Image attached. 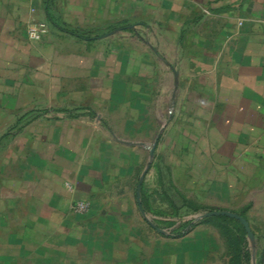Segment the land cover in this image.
<instances>
[{
  "label": "crops",
  "instance_id": "crops-1",
  "mask_svg": "<svg viewBox=\"0 0 264 264\" xmlns=\"http://www.w3.org/2000/svg\"><path fill=\"white\" fill-rule=\"evenodd\" d=\"M31 22L50 33L31 41ZM166 95L205 132L207 157L251 179L264 0H0V200L88 197L112 141L143 142Z\"/></svg>",
  "mask_w": 264,
  "mask_h": 264
},
{
  "label": "rangeland",
  "instance_id": "rangeland-1",
  "mask_svg": "<svg viewBox=\"0 0 264 264\" xmlns=\"http://www.w3.org/2000/svg\"><path fill=\"white\" fill-rule=\"evenodd\" d=\"M167 98L143 142L112 141L88 197L0 200V264H245L246 251L248 264H264V157L251 179L207 157L205 132ZM80 201L89 212H76ZM214 211L246 218L254 241L235 219L201 217Z\"/></svg>",
  "mask_w": 264,
  "mask_h": 264
},
{
  "label": "water",
  "instance_id": "water-1",
  "mask_svg": "<svg viewBox=\"0 0 264 264\" xmlns=\"http://www.w3.org/2000/svg\"><path fill=\"white\" fill-rule=\"evenodd\" d=\"M114 33L115 32H111L109 34H106L105 36H103V38L108 37V36H110V35H112ZM152 154H153V150H152ZM144 177H145V174L142 175V177H141V179L139 181V184L137 186V203H138V206H139V209H140L141 213L145 216L144 210L142 208L141 196H140ZM213 216H224V217H228V218L235 219V220L239 221L244 226V228H245V230H246V232L248 234V238L251 241H254L255 236H254V234H253V232L251 230L250 224H249V222H248V220L246 218H244V217H242V216H240V215H238L236 213L229 212V211H214V212H210V213L204 214L201 217L202 218H206V217H213ZM157 230L161 231L159 228H157Z\"/></svg>",
  "mask_w": 264,
  "mask_h": 264
},
{
  "label": "built area",
  "instance_id": "built-area-1",
  "mask_svg": "<svg viewBox=\"0 0 264 264\" xmlns=\"http://www.w3.org/2000/svg\"><path fill=\"white\" fill-rule=\"evenodd\" d=\"M50 33V25L47 22H31L27 28V35L31 41H42ZM78 213L85 214L90 211V204L80 201L75 204Z\"/></svg>",
  "mask_w": 264,
  "mask_h": 264
},
{
  "label": "trees",
  "instance_id": "trees-1",
  "mask_svg": "<svg viewBox=\"0 0 264 264\" xmlns=\"http://www.w3.org/2000/svg\"><path fill=\"white\" fill-rule=\"evenodd\" d=\"M79 37H82V36H79ZM213 217H215V216H213ZM216 217L228 218V217H224V216H216ZM245 253H246V262H245V264H248L250 255H249V253L247 251ZM258 264H262V261H259Z\"/></svg>",
  "mask_w": 264,
  "mask_h": 264
}]
</instances>
